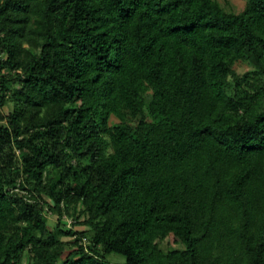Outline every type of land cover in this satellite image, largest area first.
I'll use <instances>...</instances> for the list:
<instances>
[{
  "label": "trees",
  "instance_id": "obj_1",
  "mask_svg": "<svg viewBox=\"0 0 264 264\" xmlns=\"http://www.w3.org/2000/svg\"><path fill=\"white\" fill-rule=\"evenodd\" d=\"M113 253L264 264V0H0V264Z\"/></svg>",
  "mask_w": 264,
  "mask_h": 264
},
{
  "label": "rangeland",
  "instance_id": "obj_2",
  "mask_svg": "<svg viewBox=\"0 0 264 264\" xmlns=\"http://www.w3.org/2000/svg\"><path fill=\"white\" fill-rule=\"evenodd\" d=\"M227 10L229 11H234V12H241L244 7H245V0H218ZM251 68V66L248 63H241L239 65H237V70L240 73H243L247 70H249ZM9 111V108H5V112L7 113ZM71 218H65L64 221L65 223L69 224ZM49 220H50V224L53 225L56 220H57V216L54 214L49 213ZM78 229H82V226H78ZM70 237H64V240H70ZM173 239L171 240H167L162 244V248L166 251H168V249H171L170 247L173 245L172 244ZM171 245V246H170ZM174 246V245H173ZM108 260L114 264H125V257L120 255V254H116L113 253L111 255L108 256Z\"/></svg>",
  "mask_w": 264,
  "mask_h": 264
},
{
  "label": "built area",
  "instance_id": "obj_3",
  "mask_svg": "<svg viewBox=\"0 0 264 264\" xmlns=\"http://www.w3.org/2000/svg\"><path fill=\"white\" fill-rule=\"evenodd\" d=\"M69 223H71V221Z\"/></svg>",
  "mask_w": 264,
  "mask_h": 264
}]
</instances>
